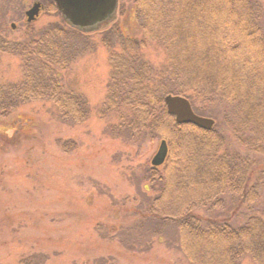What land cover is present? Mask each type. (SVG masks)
I'll list each match as a JSON object with an SVG mask.
<instances>
[{"label": "trees", "instance_id": "obj_1", "mask_svg": "<svg viewBox=\"0 0 264 264\" xmlns=\"http://www.w3.org/2000/svg\"><path fill=\"white\" fill-rule=\"evenodd\" d=\"M46 6V7H45ZM42 13L59 14L50 0ZM140 39L107 44L110 68L101 119L109 133L137 144L160 138L167 155L145 173V216L174 226L189 264H264V0H134ZM77 30L62 18L18 41L0 34V53L17 57L21 80L0 83V116L31 101L52 103L73 124L90 109L62 88L60 72L73 62L67 38ZM79 33V32H78ZM164 63L144 58L149 46ZM185 97L198 115L220 121L204 130L177 124L166 95ZM225 133L232 144L228 145ZM225 196L246 213L239 225L199 211L222 209ZM18 264H41L28 256Z\"/></svg>", "mask_w": 264, "mask_h": 264}, {"label": "rangeland", "instance_id": "obj_2", "mask_svg": "<svg viewBox=\"0 0 264 264\" xmlns=\"http://www.w3.org/2000/svg\"><path fill=\"white\" fill-rule=\"evenodd\" d=\"M48 1L0 0L2 37L18 41L30 30L59 22L60 14L52 13L26 21L35 2L43 10ZM78 32L69 33L76 57L59 77L65 91L86 99L88 119L66 121L47 101L27 102L0 116V264H18L28 256L41 264H189L174 226L140 215L146 196L155 193L153 187L143 190L144 178L149 168L162 166L151 163L162 139L137 144L117 139L106 128L115 117L99 115L110 71L106 45L118 51L123 38L141 37L134 0H117L111 20ZM143 54L154 66L164 63L154 45ZM21 76L20 60L0 53V83ZM200 116L219 127L216 118ZM258 161L255 170H264V159ZM199 212L235 225L246 213L230 196L222 209ZM240 264L253 262L246 257Z\"/></svg>", "mask_w": 264, "mask_h": 264}, {"label": "water", "instance_id": "obj_3", "mask_svg": "<svg viewBox=\"0 0 264 264\" xmlns=\"http://www.w3.org/2000/svg\"><path fill=\"white\" fill-rule=\"evenodd\" d=\"M52 2L62 20L78 31H90L106 24L114 17L117 8V0H52ZM41 10V4L35 2L25 12L26 21L36 20ZM163 102L166 112L174 117L177 124H192L204 130L213 128L214 120L197 115L185 97L169 94L164 96ZM166 154V142L161 140L158 150L151 160L152 165L162 164Z\"/></svg>", "mask_w": 264, "mask_h": 264}]
</instances>
